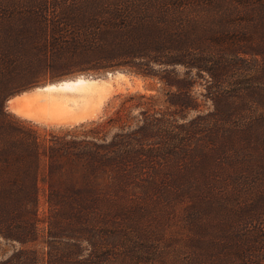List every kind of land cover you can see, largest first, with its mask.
Segmentation results:
<instances>
[{
    "label": "trees",
    "instance_id": "16d2710c",
    "mask_svg": "<svg viewBox=\"0 0 264 264\" xmlns=\"http://www.w3.org/2000/svg\"><path fill=\"white\" fill-rule=\"evenodd\" d=\"M177 66L218 83L230 71L235 82L232 122L205 120L195 124L205 143L177 137L171 144L173 152L188 154L175 176L172 163L164 164L173 154L156 152L147 119L109 134L110 119L56 129L5 112L6 100L23 91L114 70L158 77L183 94L187 88L167 76ZM219 108L225 113L228 106ZM117 117L116 123L122 120ZM228 139L229 146L223 141ZM228 160L234 162L229 185L235 196L224 207L227 215L215 222L201 216L204 202L189 205L192 216L215 222L212 237L221 229L223 236L207 245L204 256L181 243L173 249L174 260L264 264V0H0V238L19 246L5 264H43L37 251L24 248L37 240L44 223L38 219L41 192L49 213L44 239L57 244L45 263L102 264L116 237L106 221L118 217L117 206L104 204L133 207L141 198L169 200L199 188L217 207L218 164ZM97 217L100 222H93ZM155 241L161 239L151 238L147 250L164 254L152 246ZM217 244L225 255L216 262ZM199 257L203 261L194 263Z\"/></svg>",
    "mask_w": 264,
    "mask_h": 264
},
{
    "label": "rangeland",
    "instance_id": "374dc122",
    "mask_svg": "<svg viewBox=\"0 0 264 264\" xmlns=\"http://www.w3.org/2000/svg\"><path fill=\"white\" fill-rule=\"evenodd\" d=\"M116 73H123L126 76L119 77L116 76ZM186 73L184 68L177 66L175 71L169 74L170 76L167 75L173 81L180 84L181 88H187V92L183 94H178L175 88H167L158 77H145L128 70L106 71L100 74H77L61 80L74 79L78 78V76L107 79L111 83L110 88H112V90L110 89V98L105 101L106 103L104 102V105L96 116L97 118L90 121L87 120L84 123L74 124V126L80 124L88 125L90 123L97 124L110 119L108 129L109 134H113L116 132L118 126L126 124V127L130 126L135 129L141 126L142 122L147 119L154 126V129L149 131L148 134L152 136V144H154L153 147H156V152L173 154L168 163L164 164L169 165L172 163L170 171L175 176L179 171L180 164L184 162V158L188 155H184L183 152L180 154L178 151H172L173 147L171 144L176 142L177 137H188L191 142H198L196 140L200 141L204 138L201 136L205 134L195 127V124L205 120H208V122H217V120H222L219 122H223L224 120L232 122L234 120L232 85L235 82V76L232 72L229 71L220 76V83L217 81L212 82L206 74L196 76L195 72L192 74ZM108 74L115 75H112L113 77L111 76L109 79L107 77ZM61 80L50 83H56ZM182 85H186V87ZM34 88L29 89V91ZM167 92L169 93V97ZM216 93L218 95L215 98ZM226 105L228 106L227 112H217L219 107V109L225 108ZM4 107L7 114L15 119L24 120L11 112L6 102ZM143 112H146L145 115L147 114L146 117L148 118L141 115ZM117 116L122 118L118 123L115 122L118 120ZM69 126L71 125H65V127L64 125H57L55 127L52 125L47 127L56 129L73 127V125ZM171 132L176 136H173ZM205 141L201 140L203 143ZM223 141H225L224 144L229 146L230 139ZM214 144L212 143V147L215 146ZM227 148L230 150L229 147ZM225 152L226 146H221L218 153L222 154L223 157ZM213 153H216V150ZM227 162L218 164V167L221 169V175L217 176L219 184L217 189H220L221 192H217L220 196H218L220 202L217 203L220 205L217 207H210V200H208L207 194L203 193L199 188H196L195 192L190 189L192 194L183 195L178 192L177 197L170 198L169 200L161 199L158 201L154 197L151 199L141 198L137 200V206L133 207L128 202H115L111 205L104 204L107 209L112 205H115L114 208L117 206L114 216L118 215V217L110 216L106 221L111 225L107 228L112 230L114 232L113 235L116 237L112 239L113 246L109 248V251L104 255L102 254V264H183L182 261L174 260V257L171 258L173 256V249L181 243H187L189 250H194V254L198 253L204 256L207 253V245L211 246L220 235L223 236L224 234V230L221 229L219 231L221 234L218 233L219 235L212 237L213 234L211 232H217V230L216 228L211 229L210 225L217 222V220H221L219 219L220 214L227 215L224 207L229 204L228 202H232L235 196L229 185L231 181L233 182L232 179H234L233 174H231L234 171V162H231V160ZM203 164L206 165V162H203ZM168 165L164 168V171L168 170ZM226 172L230 173L226 175ZM185 173L188 177L190 176L189 183H191L193 172L191 173L188 170ZM214 192L216 193V191ZM218 197H215V199H218ZM173 201L177 202V210L172 206ZM196 201L204 202V211H201V216L209 217L215 222L209 219L200 220L197 219L198 217L192 216L195 215V209L192 210L189 208V205ZM48 215V204L46 203L45 194L41 192L38 203V219L44 223L39 226L37 240L25 245L24 248L37 251L43 264H46L45 262L48 261V252L51 249H57L55 241L47 239L48 243H46V238L44 239V237H47L45 222ZM100 217L103 216L101 215ZM100 217L95 218L93 222H100ZM71 222H74V220H71ZM191 225L193 229H191ZM65 234L71 235L69 231ZM133 235L136 237V240L133 239ZM215 237L216 239H214ZM151 238H154V240L161 239V241L153 242L152 246H159L164 249V254L156 251L157 248L151 251L147 250V248L149 249ZM218 244L212 250L215 254L218 253L217 255L214 254V261L216 262L218 258L221 259L225 255ZM82 245L85 246L86 243L83 241ZM18 247L17 244L12 245L0 238V264H5L6 260ZM209 256H211V253ZM182 257H184L182 254L178 256L180 259ZM203 258H194L193 261L194 263H198L203 261Z\"/></svg>",
    "mask_w": 264,
    "mask_h": 264
},
{
    "label": "bare ground",
    "instance_id": "6f19581e",
    "mask_svg": "<svg viewBox=\"0 0 264 264\" xmlns=\"http://www.w3.org/2000/svg\"><path fill=\"white\" fill-rule=\"evenodd\" d=\"M112 75L107 77L110 79ZM116 76L124 74L116 73ZM85 77L78 76L24 92L10 101L9 110L24 120L45 126H74L94 120L104 102L110 98L111 83L103 77Z\"/></svg>",
    "mask_w": 264,
    "mask_h": 264
},
{
    "label": "water",
    "instance_id": "95a60500",
    "mask_svg": "<svg viewBox=\"0 0 264 264\" xmlns=\"http://www.w3.org/2000/svg\"><path fill=\"white\" fill-rule=\"evenodd\" d=\"M81 77H83V76H81ZM74 79H76V78H74ZM68 80H70V79H68ZM63 81H65V80H61V81L56 82V83H49V84L43 85V86H41V87H44V86H47V85H52V84H57V83H60V82H63ZM36 88H40V87H36ZM36 88H34V89H36ZM34 89H32V90H34ZM28 91H29V90H28ZM28 91H23V92H21V93H19V94H16V95H14V96L9 97V98L6 100V105H7V107H8V105H9V103H10V101H11L12 99H14L16 96H19V95H21L22 93H24V92H28Z\"/></svg>",
    "mask_w": 264,
    "mask_h": 264
}]
</instances>
